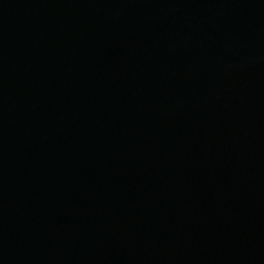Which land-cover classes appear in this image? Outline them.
Segmentation results:
<instances>
[{"label": "water", "instance_id": "95a60500", "mask_svg": "<svg viewBox=\"0 0 264 264\" xmlns=\"http://www.w3.org/2000/svg\"><path fill=\"white\" fill-rule=\"evenodd\" d=\"M0 264H264V0H0Z\"/></svg>", "mask_w": 264, "mask_h": 264}]
</instances>
